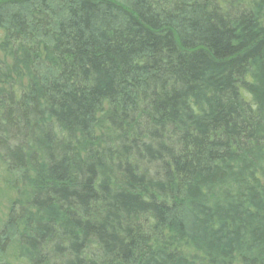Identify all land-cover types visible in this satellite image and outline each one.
<instances>
[{"label":"trees","instance_id":"obj_1","mask_svg":"<svg viewBox=\"0 0 264 264\" xmlns=\"http://www.w3.org/2000/svg\"><path fill=\"white\" fill-rule=\"evenodd\" d=\"M1 172L18 264H264V0H0Z\"/></svg>","mask_w":264,"mask_h":264},{"label":"rangeland","instance_id":"obj_2","mask_svg":"<svg viewBox=\"0 0 264 264\" xmlns=\"http://www.w3.org/2000/svg\"><path fill=\"white\" fill-rule=\"evenodd\" d=\"M2 174V175H1ZM0 234L3 231L7 222L8 214L12 202L17 197V191L13 188L14 181L9 176L0 173ZM18 241L13 240L9 243L8 247L1 255L0 253V264H18Z\"/></svg>","mask_w":264,"mask_h":264}]
</instances>
